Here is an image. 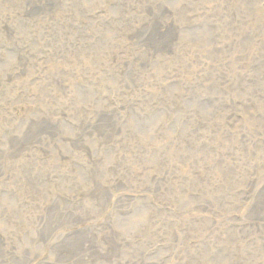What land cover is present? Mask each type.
<instances>
[{
	"label": "rangeland",
	"instance_id": "374dc122",
	"mask_svg": "<svg viewBox=\"0 0 264 264\" xmlns=\"http://www.w3.org/2000/svg\"><path fill=\"white\" fill-rule=\"evenodd\" d=\"M263 39L264 0H0V264H264Z\"/></svg>",
	"mask_w": 264,
	"mask_h": 264
},
{
	"label": "bare ground",
	"instance_id": "6f19581e",
	"mask_svg": "<svg viewBox=\"0 0 264 264\" xmlns=\"http://www.w3.org/2000/svg\"><path fill=\"white\" fill-rule=\"evenodd\" d=\"M144 1V0H143ZM126 11H129V9L128 10H126ZM190 14V13H189ZM192 14V13H191ZM132 17V16H131ZM137 18V17H136ZM154 23V22H153ZM153 23H150L149 24V26L151 25V24H153ZM32 24V23H31ZM140 24V23H139ZM144 25H145V23H143L142 24V27H144ZM139 26V25H138ZM136 27V26H135ZM140 28H141V26H140ZM158 33H162V32H158ZM127 36V35H126ZM254 36V35H253ZM259 39V38H258ZM260 40H262V39H260ZM264 40V39H263ZM259 44H261V43H259ZM259 47V46H258ZM257 48V47H256ZM260 48V47H259ZM116 51V50H115ZM261 52V51H260ZM257 53H258V51H257ZM114 54V53H113ZM118 54V53H117ZM260 62V61H259ZM241 63V62H240ZM257 63V62H256ZM83 65V64H82ZM81 66V65H80ZM253 66V65H252ZM105 67V66H104ZM88 69V68H87ZM104 69V68H103ZM101 70V69H100ZM12 71V70H11ZM2 74V73H1ZM7 74V73H6ZM93 74V73H92ZM9 76V75H8ZM17 76V75H16ZM98 76V75H97ZM12 77V76H11ZM243 77V76H242ZM14 78V77H13ZM96 78V77H95ZM31 80V79H30ZM98 80V79H97ZM71 81V80H70ZM21 82V81H20ZM260 82V81H259ZM12 83V82H11ZM71 83V82H70ZM97 83V82H96ZM118 84V83H117ZM122 85V84H121ZM20 86V85H19ZM18 88V87H17ZM38 89V88H37ZM14 90V89H13ZM17 90V89H16ZM121 90V89H120ZM148 91V90H147ZM76 95V94H75ZM129 96V95H128ZM20 98V97H19ZM39 98V97H38ZM121 100V99H120ZM81 110V109H80ZM82 114V113H81ZM84 114V113H83ZM100 115V114H99ZM83 116V115H82ZM94 116V115H93ZM43 116H41V118H42ZM86 118V117H85ZM42 120V119H41ZM79 120V119H78ZM87 120V119H86ZM46 121V120H45ZM77 121V120H76ZM80 122V121H79ZM79 122H78V124H79ZM16 123V122H15ZM14 123V124H15ZM39 123H42V122H39ZM38 126V125H37ZM10 127H11V124H10ZM16 127V126H15ZM26 127V126H25ZM29 128V127H28ZM30 128H32V127H30ZM35 128V127H34ZM77 128V127H76ZM46 129V128H45ZM61 130V129H60ZM49 131V130H48ZM88 131V130H87ZM25 132H28V131H25ZM62 132V131H61ZM73 132V131H72ZM80 132V131H79ZM90 132V131H89ZM23 133V132H22ZM45 133V132H44ZM70 132H68V134H69ZM82 133V132H81ZM40 134V133H39ZM11 134H9V136H10ZM65 135V134H64ZM94 135V134H93ZM96 135V134H95ZM15 136V135H14ZM33 136V135H32ZM41 136V135H40ZM49 136V135H48ZM66 136H67V134H66ZM80 136V135H79ZM89 136V135H88ZM92 136V135H91ZM45 137V136H44ZM50 137H52V135H50ZM54 137V136H53ZM96 137V136H95ZM18 138V137H17ZM23 138V137H22ZM29 138H30V136H29ZM36 138H37V136H36ZM59 138V137H58ZM15 139V138H14ZM24 139V138H23ZM38 139V138H37ZM82 139H84V138H82ZM36 140V139H35ZM47 140V139H46ZM94 140H95V138H94ZM16 141H19V140H16ZM21 141V140H20ZM62 141V140H61ZM2 142V141H1ZM22 142H23V140H22ZM29 142V141H28ZM48 142V141H47ZM56 142H57V140H56ZM55 142V143H56ZM58 142H59V140H58ZM64 142V141H63ZM96 142V141H95ZM27 143V142H26ZM31 143H32V141H31ZM35 143H38L39 145L40 144H42L41 143V141L39 142V141H35ZM60 143V142H59ZM86 143V142H85ZM54 143H52L51 142V145H53ZM66 144V143H65ZM80 144V143H79ZM89 144V143H88ZM25 145H28V144H25ZM33 145V143L30 145V146H32ZM99 145V144H98ZM14 146V145H13ZM30 146H28V147H30ZM41 146H43V144L41 145ZM61 146H65L64 144L63 145H60V144H56L55 145V147H56V149H58L59 150V152L58 153H63V151L62 150H60L62 147ZM89 146V145H88ZM33 147V146H32ZM43 147H45V146H43ZM51 147V146H50ZM97 147V146H96ZM38 148V147H37ZM9 149V148H8ZM45 149V148H44ZM53 149V148H52ZM72 149V148H71ZM222 149V148H221ZM229 149V148H228ZM18 150V149H17ZM23 150V149H22ZM74 150V149H73ZM2 151V150H1ZM26 151V150H25ZM77 151V150H76ZM79 151V150H78ZM91 151V150H90ZM14 152V151H13ZM16 154H18V153H16ZM23 154V153H22ZM37 154V153H36ZM67 154V153H66ZM15 156V155H14ZM65 156V155H64ZM16 157V156H15ZM21 157V156H20ZM68 157V156H67ZM72 157V156H71ZM12 158V157H11ZM26 158V157H25ZM50 158V157H49ZM54 158V157H53ZM73 159H74V157H72ZM9 159H10V157H9ZM62 159V158H61ZM4 160V159H3ZM11 160H13V159H11ZM19 160H21V158L19 159ZM23 160H25V159H23ZM47 160V159H46ZM60 160V159H59ZM66 160V159H65ZM71 161H72V159H70ZM69 160V161H70ZM8 161V160H7ZM22 161V160H21ZM86 161V160H85ZM190 162H191V160H189ZM63 162V161H62ZM61 162V163H62ZM262 162V161H261ZM10 163V162H9ZM22 163V162H21ZM7 164H8V162H7ZM20 164V163H19ZM71 164V163H70ZM79 164V163H78ZM136 165V164H135ZM6 166V165H5ZM8 166V165H7ZM15 166V165H14ZM26 166V165H25ZM142 166V165H141ZM11 167V166H10ZM136 167V166H135ZM257 168V167H256ZM65 169V168H64ZM112 170H113V168H112ZM143 170V169H142ZM115 172H116V170H115ZM114 172V173H115ZM30 173H32V172H30ZM109 173V172H108ZM21 175V174H20ZM62 175V174H61ZM23 176V175H22ZM95 176V175H94ZM95 178V177H94ZM98 179V178H97ZM130 179V178H129ZM25 180V179H24ZM23 180V181H24ZM21 181V180H20ZM19 181V182H20ZM33 181V180H32ZM108 182V181H107ZM112 182V181H111ZM51 184V183H50ZM60 185V184H59ZM58 185V186H59ZM103 185V184H102ZM109 185V184H108ZM27 186V185H26ZM92 186V185H91ZM4 188V187H3ZM96 188V187H95ZM51 189V188H50ZM62 189V188H61ZM97 189V188H96ZM41 190V189H40ZM43 190V189H42ZM3 191V190H2ZM21 192V191H20ZM42 192V191H41ZM48 192V191H47ZM62 192V191H61ZM63 192H64V190H63ZM67 192V191H66ZM76 192H74V194H75ZM72 194H73V192H72ZM83 194V193H82ZM82 194H81V196H82ZM92 194V193H91ZM90 194V195H91ZM2 195V194H1ZM57 195V194H56ZM67 196V195H66ZM92 196V195H91ZM71 197V196H70ZM77 197V196H76ZM95 197V196H94ZM57 198V197H56ZM73 198V197H72ZM90 198V197H89ZM95 199V198H94ZM23 200V199H22ZM69 200V199H68ZM58 202V201H57ZM93 202V201H92ZM65 203V202H64ZM9 204V203H8ZM75 204V203H74ZM12 205H15V203H12ZM96 205H98V204H96ZM3 206V205H2ZM9 206V205H8ZM42 206V205H41ZM40 206V207H41ZM61 206V205H60ZM7 207V206H6ZM13 209V208H12ZM51 209V208H50ZM61 210V209H60ZM80 210V209H79ZM90 210H92V209H90ZM87 211V210H86ZM100 211V210H99ZM89 212V211H88ZM38 213V212H37ZM49 213V212H48ZM55 213V212H54ZM85 213V212H84ZM11 214V213H10ZM90 214V213H89ZM47 215V214H46ZM83 215V214H82ZM92 215V214H91ZM51 216V215H50ZM1 217V216H0ZM44 217V216H43ZM65 217V216H64ZM84 217V216H83ZM88 217H90L89 215H88ZM92 217V216H91ZM50 218V217H49ZM70 218V217H69ZM34 219V218H33ZM37 219V218H36ZM53 220V219H52ZM64 220H65V218H64ZM72 220V219H71ZM91 221H92V219H91ZM58 222V221H57ZM70 222V221H69ZM72 222V221H71ZM93 222V221H92ZM53 223V222H52ZM89 222H87V224H88ZM66 225H68V222H67V224ZM23 227V226H22ZM97 228V227H96ZM73 229V228H72ZM26 230V229H25ZM17 231V230H16ZM99 231V230H98ZM74 232V231H73ZM200 232V231H199ZM67 233V232H66ZM70 233V232H69ZM201 233V232H200ZM90 236V235H89ZM91 237V236H90ZM122 239V238H121ZM33 241V240H32ZM91 242V241H90ZM113 242V241H112ZM92 243V242H91ZM69 247V246H68ZM80 247V246H79ZM81 248V247H80ZM116 248V247H115ZM121 248V247H120ZM29 249V248H28ZM72 249V248H71ZM25 250V249H24ZM66 250V249H65ZM79 250V249H78ZM80 250H82V249H80ZM84 250V249H83ZM15 251V250H14ZM70 251V250H69ZM68 252V251H67ZM91 252V251H90ZM101 252V251H100ZM74 253V252H73ZM76 253V252H75ZM82 253H84V252H82ZM81 253V254H82ZM112 253V252H111ZM121 253V252H120ZM68 254V253H67ZM71 254V253H70ZM97 254V253H96ZM7 255V254H6ZM24 255V254H23ZM65 255V254H64ZM69 255V254H68ZM73 255V254H72ZM90 255V254H89ZM67 256V255H66ZM70 256V255H69ZM71 257V256H70ZM73 257V256H72ZM82 257V256H81ZM115 258V257H114ZM22 259V258H21ZM53 259V258H52ZM74 259H75V257H74ZM14 260V259H13ZM90 260V259H89ZM7 261V260H6ZM39 261V260H38ZM70 261V260H69ZM68 261V262H69ZM71 261H72V258H71ZM5 262V261H4ZM12 262V261H11ZM7 263V262H6ZM5 263V264H6ZM13 263V262H12ZM68 264V263H67Z\"/></svg>",
	"mask_w": 264,
	"mask_h": 264
}]
</instances>
